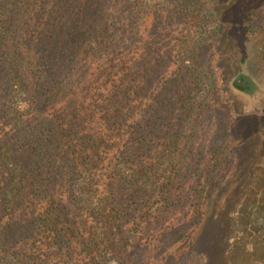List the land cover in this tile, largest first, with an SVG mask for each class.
<instances>
[{"label": "trees", "instance_id": "obj_1", "mask_svg": "<svg viewBox=\"0 0 264 264\" xmlns=\"http://www.w3.org/2000/svg\"><path fill=\"white\" fill-rule=\"evenodd\" d=\"M262 15L264 0H0V264H133L170 249L167 229L211 223L227 244V101Z\"/></svg>", "mask_w": 264, "mask_h": 264}, {"label": "rangeland", "instance_id": "obj_2", "mask_svg": "<svg viewBox=\"0 0 264 264\" xmlns=\"http://www.w3.org/2000/svg\"><path fill=\"white\" fill-rule=\"evenodd\" d=\"M258 14L260 16V13ZM261 18L264 19L263 15ZM211 24L209 19L202 21L200 29L203 30V37L210 35ZM225 35L229 36L228 33L223 32L217 38L225 40V46H227L226 43H230V41L225 39L227 37ZM222 49L220 48L218 51H222ZM248 49L250 51L245 58L246 63L250 62L248 65L250 71L247 70L246 65L242 67L246 74L242 82L244 92L232 90L233 98L227 101L229 105L227 111L240 120L237 130L230 136L232 141L238 138L239 144L237 147L234 144H229L230 156L234 159L230 166H235L238 173L241 171L242 174L239 176L238 173H235L236 177L238 176L237 181L231 180L230 184L228 183L229 186H226V190H223L221 194L223 195L222 199L215 207L217 217L222 218H225L227 214L229 219L236 220L237 213L241 211L238 227L229 232L227 244H221L220 237H217L218 230L213 223L209 226L207 223V228L200 225L201 228L194 227L191 234L194 238L196 237L195 239H198V242L195 239L188 241L186 236L190 232L186 230L183 231L185 237L179 239L180 233L173 232V229H167L163 239H166L167 245L170 244V249L160 255H150L149 251L142 249L137 258H132L133 264H214L216 258H224L228 264H264V217L259 227H257V223H254L255 220L250 219L251 214L256 210H251L250 206H256L257 212L260 208L264 209V24L263 30L257 34V39L254 42L249 43ZM205 74L207 75V73ZM223 76L221 70L215 71L212 96L220 94L224 97L221 84ZM206 91V83L199 82L194 89L196 105L204 98ZM212 118L211 115L209 120ZM236 184V189L233 192ZM194 223L198 222L196 223L195 220ZM185 227L187 226L183 222L182 230Z\"/></svg>", "mask_w": 264, "mask_h": 264}]
</instances>
